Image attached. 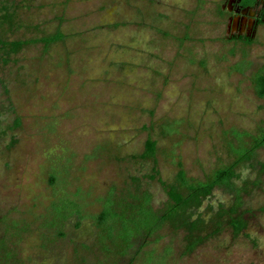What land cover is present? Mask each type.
<instances>
[{"label": "rangeland", "instance_id": "374dc122", "mask_svg": "<svg viewBox=\"0 0 264 264\" xmlns=\"http://www.w3.org/2000/svg\"><path fill=\"white\" fill-rule=\"evenodd\" d=\"M17 1L22 27L8 39L57 32L65 39L47 51L41 43L28 46L10 65L0 66V215L18 220L28 210L44 212L53 199L47 173L52 164L68 165L67 190L79 188L91 202L111 187L122 192L136 177L153 194L154 208L164 210L165 191L148 178L153 161L139 157L149 137L158 142V170L165 181L172 182L176 173L173 151L189 177L203 180L231 161L225 132L253 133L264 125V100L251 85L254 75L264 72V26L252 44L230 41L219 16L222 0ZM17 117L22 125L11 129ZM174 120L182 121L180 134L162 137V125ZM100 147V155L87 158ZM261 164L264 148L235 181L248 223L238 237L229 229L218 232L216 212L234 202L218 189L194 213L193 219L204 221L200 247L185 255L188 232L166 227L162 240L144 248L135 264L143 252L168 245L171 264H264ZM38 224L30 225L32 237L18 247L25 264L103 262L105 257L97 260L94 250L82 247L95 239L90 219L80 228L71 221L67 236L47 248L41 247ZM143 244L137 239L117 264H131Z\"/></svg>", "mask_w": 264, "mask_h": 264}, {"label": "trees", "instance_id": "16d2710c", "mask_svg": "<svg viewBox=\"0 0 264 264\" xmlns=\"http://www.w3.org/2000/svg\"><path fill=\"white\" fill-rule=\"evenodd\" d=\"M18 8L17 0L0 1V66L3 67L10 65L28 46L41 43L47 51L52 45L65 39L62 32L30 39H8L9 33L22 27L17 18ZM245 43L252 44L253 40L247 39ZM251 85L256 97L264 100V72L254 75ZM175 121L177 120L162 125V137L180 134L182 121L178 120L180 125H176ZM21 125L22 119L17 117L14 125L10 127L17 129ZM225 145L231 161L213 169L203 180L189 177L181 157H175L174 151L171 152L176 173L172 182H168L161 177L158 170V142L152 137L147 139L145 150L139 157L142 160L153 161L152 172L148 178L157 181L165 191L167 204L164 210L154 208L153 194L138 185L139 180L136 177L131 178L132 185L130 183L124 186L122 192L118 193L115 187H111L104 196L99 195L91 202L89 194L83 193L79 188L75 193L67 190L69 183L66 175L70 173L68 165L60 168L52 164L47 173L48 183L53 189V199L44 212L35 214L32 210H28V214H25L26 218L21 217L18 220L0 215L3 229V234L0 235V264H25L18 253L21 241L30 239V235L32 237L31 224L39 223L37 230H41H39L41 247L47 248L56 239L67 236L66 228L71 221L75 220V227L80 228L82 222L87 219L92 221L95 239L91 246L82 245V247L88 251L94 250L97 260L99 255L105 257L101 264H117L119 260L130 254L135 241L142 239L144 244L131 262L135 264L144 248L162 240L160 233L166 227L174 233L179 230L188 232L186 236L188 245L184 254L189 255L204 243L200 234L204 221L201 218L193 219L194 213L218 189L229 192L234 199L231 206L224 208L221 205L215 214L218 232L229 229L235 237H238L246 230L248 223L242 214V189L235 184V181L239 177V170L252 163L258 152L264 148V125L257 126L253 133L239 131L236 128L230 129L225 132ZM99 149L101 147L87 158L92 159L100 155ZM69 163L70 159H67V164ZM261 169L264 171V164H261ZM95 205L99 207V211L93 213L89 207ZM143 253L140 264H171L173 248L168 245L162 250L152 248Z\"/></svg>", "mask_w": 264, "mask_h": 264}, {"label": "flooded vegetation", "instance_id": "af4514ba", "mask_svg": "<svg viewBox=\"0 0 264 264\" xmlns=\"http://www.w3.org/2000/svg\"><path fill=\"white\" fill-rule=\"evenodd\" d=\"M219 16L224 19L229 38L245 43L264 26V0H222ZM253 40V39H252Z\"/></svg>", "mask_w": 264, "mask_h": 264}]
</instances>
